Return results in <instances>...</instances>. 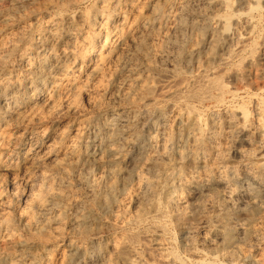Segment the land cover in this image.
Returning a JSON list of instances; mask_svg holds the SVG:
<instances>
[{
  "label": "bare ground",
  "instance_id": "6f19581e",
  "mask_svg": "<svg viewBox=\"0 0 264 264\" xmlns=\"http://www.w3.org/2000/svg\"><path fill=\"white\" fill-rule=\"evenodd\" d=\"M100 1L99 9L55 19L40 41L30 46L34 51L21 56V63L29 61L31 66L22 77H11L0 60V264H35L38 247L60 252L58 242L50 246L43 240L49 230L50 238L54 234L64 241L66 228L88 238L95 231L88 226L89 218L102 204L114 206L113 228L126 223L158 227L146 236L159 264H264V90L247 98L235 91L251 76L258 84L264 78V65L260 68L254 60L257 50L264 59V40L261 44L251 40L263 15L259 0ZM77 22L87 30L80 50ZM207 33L213 42L206 68L198 63L189 73ZM155 37L161 38L158 48L152 44ZM211 63H217L221 72H215ZM143 68L149 79L140 77ZM227 79L239 89H229ZM30 86L39 88L34 95L28 93ZM81 96L93 106L118 103L122 110L129 108L133 121L123 113L106 114L95 140L81 134V128H89L88 121L66 122L69 132L59 133L64 120L83 112ZM239 99L242 103H236ZM202 109L224 111L218 110L207 121ZM131 141L148 143L137 159L141 163L132 169L136 157L122 156ZM97 149L111 159L98 158ZM47 160L57 174L78 163L97 162L108 169L111 182L105 184L103 176L92 181L79 176L78 185L86 187L91 198L85 201L92 204L85 205L70 198L62 185L52 187L58 182H48L55 179L54 173L47 180L49 173L42 172ZM176 172L178 180L170 183ZM19 181L25 184L18 200L22 208L4 190L7 186L16 191ZM121 186L124 192L119 195ZM127 201L136 209L131 217ZM63 203L67 207L59 211ZM9 210L14 212V222L34 239L23 238L14 231L17 224L14 229L10 219L4 220ZM165 218L190 234L197 227L205 231L199 239L201 251L190 254V263L162 239L165 227L159 224ZM70 239L68 248L84 254L82 264H115L111 259L98 261L97 250H84ZM123 239L115 240L121 250L117 260L144 264L141 241L133 235ZM189 243L193 244L192 238ZM19 251L22 255L15 260L12 255ZM62 257L59 263L51 255L46 263L75 264L73 256Z\"/></svg>",
  "mask_w": 264,
  "mask_h": 264
},
{
  "label": "rangeland",
  "instance_id": "374dc122",
  "mask_svg": "<svg viewBox=\"0 0 264 264\" xmlns=\"http://www.w3.org/2000/svg\"><path fill=\"white\" fill-rule=\"evenodd\" d=\"M259 2H260V5H261L262 9H264V0H259ZM101 7H103V2L101 3L100 0H84V1H82V0H0V44H1L0 50L2 52V53H0V60L3 63L5 62L4 64L6 65V68L9 67L8 68V72L10 71L11 77H13V76L22 77L26 72H28V70L29 71L31 70V66H30V62L29 61H27L25 63H21V61H20V59L22 58L21 56L23 54H25V52H26L25 55H28L32 51H34V49L31 48L30 46L33 47L34 43L40 41L42 36L45 34L44 32L47 31V29L49 28V25H51L52 22L55 19H57L59 17L60 18H62V17H66L67 18L69 16L76 18V16H78V14H82L84 12H89V11H92V10H95V9H99ZM262 18H264V10H263V15L258 17V20H259V23H260L259 27L257 28L255 33L251 37L252 41H253V39L255 40L253 42H257L258 41L257 43H260V42L262 43L263 40H264V19H262ZM75 26H76L75 29H76L77 33L78 34L80 33L79 41H78V43H79L78 46H80V47H77V50H80V48L85 44V39H83V38H84V36L86 37L85 33L87 32V30L85 29L86 27L81 22H77ZM78 26H80V27H78ZM21 36H24V37H21ZM156 36H159V35H156ZM257 37H260V39L257 38ZM13 39H15V40H13ZM251 40H249V42ZM212 42H213V36L210 33H207L206 36L204 37L202 45L200 46V54L198 55L196 60L192 61L193 64H192V66H190V67H192L193 70L190 68L189 73L193 72V71L195 72V70L197 68L195 67V69H194L193 67L195 66V64L198 67L199 66L198 63L200 64V66L203 69L206 68V65L208 63V54L210 52ZM249 42H248V46L252 45L253 42L252 43L251 42L249 43ZM7 43H9V44H7ZM152 44H154V48H158L159 45L161 44V38L160 37H157V38L155 37L153 42H152ZM209 45H210V47H209ZM30 49H33V50H30ZM249 49H250V47H248L247 51L243 54V59H244L243 67L244 68L245 67L247 68V65H248L247 61H245V59H246V57L248 58L250 56V50ZM10 50H12L13 52L11 53ZM254 55H255L254 56V60L256 61L255 64H257L260 68H262V65H264V59L262 57V54L260 53V50H257ZM154 60H156V59H154ZM237 61H239V60H237ZM212 68L214 69L215 72H218V73L221 72V70L218 69L217 63H213L212 64ZM143 71H144V68H143L142 72ZM140 77L142 79H145V78L149 79L150 75H149L148 72L144 71L141 74ZM255 81L256 80H255V78L253 76L249 77L247 79V81L244 82L245 84L243 83L242 87L240 86V89L236 85L234 80L227 79L226 82H227V86L229 84V89H231L232 87H233L231 89L232 91H234L235 89H239V90H235V91L241 93L243 98H247L250 94L251 95H254V94H258V95L260 94L261 95V91L264 90V78L260 81L259 84L257 82H255ZM38 89L39 88H35L34 86H30V88L28 89L29 95H34L38 91ZM105 98H109V97L107 96ZM79 100H80V107H81V110L83 112H80L79 114H76L75 115L76 119H75V116H74V117H72L70 119H67L69 121L64 120V122H62L60 124V126H59V133L60 132H67L68 133L69 132V128L68 127H69L70 124H67V123H71L73 120L74 121L75 120L76 121H84V122L88 121V122H91L89 128L88 127L81 128L82 129L81 134L84 133V136L90 138L91 140H95V139L99 138V131H101L100 128H102V126H103L102 124H104V119L103 118H105L106 114H111V112H116V114L123 113V114H125L124 115L125 117L129 118V121H133V120H131L133 117L131 118L132 114L130 113L131 112L130 109L129 108L127 109V108L123 107V110H122V107H120V105L118 103L113 104L112 106H109L107 104H103L100 107H98V106L91 105L89 103L87 97H85V96H81L79 98ZM242 101L243 100L239 99V100L236 101V103H242ZM124 108H125V110H124ZM107 110H109L110 112H108ZM118 110H119V112H117ZM202 110L204 111L203 118H204V120H207V121L211 118L212 114H216V113L219 114L220 111H221L220 113H223V111H224L222 109H214V110L212 109V111H207V112L204 109H202ZM218 110H219V112H218ZM128 114H130V116H128ZM74 135H75L74 133H71V137L72 138L75 137ZM50 143H52L54 145L55 142L52 141ZM147 145H148L147 142L131 141V143H129L128 145L124 146V150H123L122 156H124L126 158L128 157L127 159H130V160L135 159V157H136V160H134V162H132L133 163L132 167H131V164H129V166L131 167L130 169H132L135 165H137V164L139 165L141 163L140 161H139L140 162L139 163L137 161V159L139 157H141V155H142L141 151H142L143 147H147ZM105 155L106 154H105L104 150L97 149L98 158L104 157V158H102L103 161H109L111 158L109 156H105ZM46 162H48V163H46ZM45 164L43 165L44 169L42 168V172L44 171L43 174L49 173V174H46V176L48 177L47 180H49V177H51V174H53V173L55 174V176H53L54 175L53 174L52 177L57 179V180H55V179L52 180L51 179L52 181L51 180L48 181L51 185L55 184V186H52V187L54 189H56V188H59V186H61V185L62 186H66L65 188L61 186L60 189L62 191H64L65 193H67V194L70 193L69 194L71 196L70 198H75V199L80 200V201H82L84 203L86 202V203L90 204L91 202H88V201H85V200L91 201V198L88 195L87 188L78 185L79 176L84 175L87 179H89L91 181H92V179L94 180L95 178H100V177L103 176V178H104L103 180H104L105 184H108V183L111 182V181L108 182V179H109L108 176H107V170L108 169L106 167H105V169H103L104 167H102V166L100 167V165L97 162H90V164H87V165L86 164L84 165V163H78L75 166H73L74 168L72 166L68 167V169L66 168L65 172L59 171L60 174L59 173L57 174V169L55 168V165L53 166V163H51V161L49 162V160H47V161H45ZM70 168H71V170H70ZM53 170H56V172L55 171L53 172ZM67 170H68V172H67ZM50 172H52V173H50ZM100 172H101V174H100ZM62 173H64V174H62ZM67 175H69V176H67ZM57 177L58 178L60 177V178L58 179ZM70 178H71V180H70ZM63 179H65V181ZM176 179L178 180V172H176L174 174V176L172 178V181L170 183H176V181H177ZM47 180H42V183H47L50 186V184L47 182ZM56 181H58L57 185H56V183L53 184V182H56ZM71 181H72V183H71ZM23 184H24L23 182L19 181L18 185L16 186L17 187L16 191L11 190L13 192H11L10 189H7L8 187L6 186V183L3 184V187L6 186V187H4V190L6 192L8 191L7 195H11L12 194L11 196H8V197H10V199H11L12 196H13V198L11 200L15 199L13 202L15 203V201H17L16 205L21 207V208L23 207V204L21 206V203H18V200H19V197L24 193L23 189L25 188V184L24 185ZM18 186H20V188ZM67 186H69V190H66ZM167 187H169V186L168 185L166 186L165 194L167 193V191H169V189ZM120 188L121 189H120L119 195L124 192L123 187L121 186ZM19 189L21 190V192H20ZM72 191H73V193H72ZM14 193H15V195H13ZM37 193L40 194V190H36V194ZM74 195H75V197H74ZM16 197H18V199ZM86 203H85V205H87ZM127 204L130 205V202L129 201L125 202V205H126L125 208L129 210V217H131L130 215L133 216L135 214V212H136V209H135V207L133 205H130L128 207ZM65 207H67V206H66L65 203H63L58 208V210L61 211L62 209H65ZM97 209L98 208H95V211L93 210V214L94 213L95 214L90 216L89 222H88L89 223L88 226L91 229H95V231H96V229H99V230H97V232L100 231L99 233H95V231H94L91 234V236L89 235L88 238L85 239L83 237L79 238L80 236H79L77 231H74V234H73V232L71 230H69V228H66V231L67 232L69 231L68 235L66 236L67 237L66 239L69 240L71 238L70 239L71 241H73L75 244L79 243V245L84 250H87V249H90V248L97 250L98 251L97 252L98 253L97 254L98 261L104 260V259H111V260L115 261V264H122L121 262H119L117 260V258L119 256L118 254L120 253L121 250L117 249V246L115 244V240L121 242V240H124L123 238H126L127 236L130 237V236L133 235V236H136L139 239V241H141L140 243L142 245V251H143V252L141 251V255L143 257L144 264L147 263V262L150 263V264H153V262L155 264H159V262H158L159 261V258H158L159 256L157 254H154L155 251L152 252V248L151 247H148V246H150V243L148 244V238L146 236L147 234L155 233L154 231H155V228L156 229L158 228L157 226H155V225L152 226L151 223H147V224L144 223L142 225H137L138 226L137 227L136 225H132V224L126 223V224H124L125 226L121 225L122 227L121 226L118 227L119 229L116 228V227L113 228V226L111 227L110 225H112V223H111L112 220L111 219H112L113 214H114V206L113 207H107L104 204H102L100 209H98V210ZM11 211L12 210H9L8 212L6 211L5 214L9 215V216L4 217V220H6L7 218L10 219V221L13 222V224H14V226H13L14 229L16 228V224H17V228L14 231L18 230L17 232L19 233L20 236H22L23 238L27 237V239H30L33 234L32 233L31 234L28 233V231L26 232V230H25V232H26L27 235L24 233V229H21L23 227L20 226V224L18 222L17 223L14 222L15 215H14V212L13 211L11 212ZM130 211H131V213H130ZM8 213H10V214H8ZM69 214L71 215L72 213L69 212ZM12 215H14V216H12ZM66 218H68V220H69V216H66ZM237 219L238 218L233 220V222L234 221L237 222ZM68 220L66 219L67 222H68ZM1 221L3 222V220H0V222ZM162 223H163L162 225H161V223L159 224V226H162L163 228L165 227L164 228V230H165L164 233L165 234L163 233L164 236L163 235H162L163 237L161 236L162 239L164 241L166 240L167 244H169V242H171L169 245L171 246L172 249H174V251L178 254V256L180 255L179 257L181 259L183 258L182 260L187 261L188 263H190V261H191L190 259H192V255H193L192 254L190 256V254L192 252L197 254L199 252V250L202 248V247H199V239L204 235L205 231L202 228L197 227L199 225L197 223H196V227L197 228H196V231H195L194 234H190V233H188L185 230H181L169 218H165L162 221ZM216 224H217L216 221H213V225H216ZM126 225H128V226H126ZM18 226H20L19 228L21 230L18 229ZM150 230L152 232H150ZM21 231H22V233H20ZM48 232L51 233V234L53 233L52 230H49ZM70 232H72V233H70ZM49 233H48V235H49ZM14 234H15V232H14ZM17 234H16V236H19ZM51 234H50L51 238L47 235L46 236L47 238H44L43 240L45 242H47L48 244H50V246H51V244H53L55 242H58L59 243L58 245L60 247L62 246L60 252L55 251L56 250L55 247L54 248H52V247H50V248L49 247L48 248L41 247L42 249L40 247H38L35 250L36 253H34L35 258H36V261H35L36 263L35 264H47L46 263L48 261L47 258H49L51 255H52V257L54 256V259L55 260L57 259V261H59V263L61 262V260H63L62 256H67V257L73 256L75 258V264H82L83 263L84 254L82 255L80 253H75L74 251H71L68 248V241L67 240L64 241L62 238H60L61 239L60 240V239L57 238V236H55L54 234L52 236ZM190 238H192L194 245L189 243L190 242ZM2 239H6V238H2ZM31 239H34V237H32ZM84 239H85V241H84ZM62 241H64V242H62ZM190 244H191V247H192V251L191 252L188 249V246ZM195 246H197V247H195ZM40 249L41 250L44 249V251H41ZM146 250H148V252ZM39 251H41V252H39ZM52 251H53V253L55 252L54 255H53V253L50 254V252H52ZM62 251H65V252H62ZM16 253H14V256L12 255V257L15 258V260L19 259V255H22L20 251L16 252ZM63 253L64 254L66 253V254L64 255ZM40 254L43 255V256H41ZM15 255H18V256H15ZM154 255L155 256L157 255V257H153ZM151 256H152V259H151ZM204 257H205L206 260H209V258H206L208 256H204ZM146 258L148 260L149 259L150 260L148 261ZM156 261H157V263H156ZM235 264H238V262L235 263Z\"/></svg>",
  "mask_w": 264,
  "mask_h": 264
}]
</instances>
